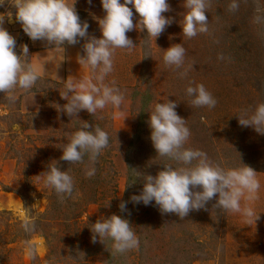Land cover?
<instances>
[{"label": "rangeland", "instance_id": "374dc122", "mask_svg": "<svg viewBox=\"0 0 264 264\" xmlns=\"http://www.w3.org/2000/svg\"><path fill=\"white\" fill-rule=\"evenodd\" d=\"M237 2L239 7L230 10L232 0H207L209 30L191 39L179 26L184 0H168L170 11L163 15L173 22L155 40L139 26L128 32L135 46L114 50L113 71L105 80H114L124 94L119 107L106 106L94 116L80 111L78 118H70L56 109L67 103L60 96L63 81L44 77L33 90L15 89V103L0 93V264H264V135L241 127L237 118L264 102V21L256 20L264 17V0ZM74 7L81 21L88 22L89 35L99 37L100 0H75ZM8 12L15 9L5 0L0 14ZM133 13L136 24L139 16ZM3 27L16 39L17 54L21 45L28 46L30 62L34 52L53 47L32 41L7 17ZM84 43L80 39L63 47L78 56ZM178 43L186 49L185 66H192L183 79L162 59L164 49ZM83 74L77 72V77L90 72L86 68ZM189 84H203L216 106H192L185 94ZM167 99L176 101L175 110L190 129L186 147L205 152L221 167H237L241 161L257 172L258 198L241 201L259 214L255 223L215 209V198L184 218L162 213L154 202L145 206L131 201L142 190L143 176L176 166L156 154L147 124L150 106ZM82 121L99 125L110 137L91 178L85 174L87 157L75 164L60 159V144ZM55 161L74 179L70 197L45 187L39 175ZM121 202L127 203L126 211L120 210ZM112 214L129 220L139 239L137 248L114 254L111 242H92V223ZM25 219L35 222L33 231L24 232ZM29 244L32 258L26 251Z\"/></svg>", "mask_w": 264, "mask_h": 264}, {"label": "clouds", "instance_id": "9594fccd", "mask_svg": "<svg viewBox=\"0 0 264 264\" xmlns=\"http://www.w3.org/2000/svg\"><path fill=\"white\" fill-rule=\"evenodd\" d=\"M10 3L15 9L14 14H0V93L8 94L9 103H15L14 90H33L45 69V65L36 68L30 63L26 44L20 46V54H17L16 39L3 27L6 17L9 23H19L23 33L32 41H46L52 48L64 50L65 44L75 45L80 39H85L83 55H78L76 62L87 68L90 75L83 78L69 75L61 79L64 90L60 96L67 103L57 105L56 109L70 118H78L80 111L94 116L106 106L119 107L124 101V94L114 80L105 82L113 71L114 50L135 46L127 33L137 29V26L155 40L173 22L163 15L170 11L168 0H100L104 14L96 18L100 31V36L96 37L89 35L88 22L81 21L74 7L75 0H10ZM4 4L5 0H0V7ZM238 7L237 0H232L230 10ZM133 9L139 16L136 24L133 23ZM183 9L179 26L184 36L191 39L208 32L207 0H184ZM256 20L260 23L264 17L258 16ZM185 56L186 49L181 43L163 51L164 65L177 70L181 79L192 67L185 66ZM220 58L223 59L222 56ZM185 94L194 107L211 109L217 104L203 84H189ZM176 107V101H157L150 106L147 120L149 138L156 154L174 161L176 166L165 165L156 175L143 176L142 190L139 195H133L131 201L145 206L154 202L162 213L184 218L190 211L204 209L215 198V209L239 213L255 223L260 218L259 214L251 207H242L241 201L258 198L260 182L257 172L241 161L237 167H221L210 161L205 152L186 147L191 132L186 119L177 114ZM237 118L241 127H250L257 134L264 135V102L242 110ZM109 144L110 137L105 130L99 125L82 121L75 131L69 133L67 141L60 144V159L75 164L87 157L85 174L91 178L96 173L98 157ZM39 175L45 187L53 189L61 198L73 194V177L67 171H61L56 161L49 163L47 170ZM119 208L122 212L126 211L127 203L121 202ZM34 227L35 222L28 219L22 223L26 233L33 231ZM90 231L93 243L111 242L114 254L139 246V239L129 220L120 215L112 214L96 220ZM26 251L30 258L34 256L30 244Z\"/></svg>", "mask_w": 264, "mask_h": 264}, {"label": "crops", "instance_id": "0c3cea01", "mask_svg": "<svg viewBox=\"0 0 264 264\" xmlns=\"http://www.w3.org/2000/svg\"><path fill=\"white\" fill-rule=\"evenodd\" d=\"M32 55L30 63L34 67L40 68L45 65L42 76L44 78L62 81L61 79H65L69 75L77 76V72L82 75L86 69L79 66L76 62L77 54L70 48H64V50L62 48L44 49L34 52Z\"/></svg>", "mask_w": 264, "mask_h": 264}]
</instances>
